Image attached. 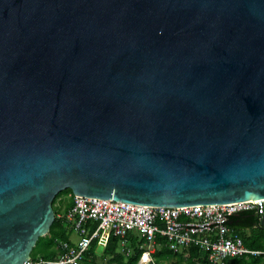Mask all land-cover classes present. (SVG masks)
Returning a JSON list of instances; mask_svg holds the SVG:
<instances>
[{
    "label": "water",
    "instance_id": "obj_1",
    "mask_svg": "<svg viewBox=\"0 0 264 264\" xmlns=\"http://www.w3.org/2000/svg\"><path fill=\"white\" fill-rule=\"evenodd\" d=\"M65 189L264 200V0H0V264L31 258Z\"/></svg>",
    "mask_w": 264,
    "mask_h": 264
},
{
    "label": "built area",
    "instance_id": "obj_2",
    "mask_svg": "<svg viewBox=\"0 0 264 264\" xmlns=\"http://www.w3.org/2000/svg\"><path fill=\"white\" fill-rule=\"evenodd\" d=\"M255 209L260 217L264 214V200L232 205L196 208H145L125 205L113 199L107 202L73 196L69 217L74 222L78 241L70 245H60L61 253L52 261L41 258L29 259L24 264H80L97 239L102 247L110 236L120 239V247L125 255L126 239L137 233L143 240L140 246L145 250L140 260L151 264L157 236L165 239L168 248L177 253L195 247L207 254L211 264H224L225 260L249 256H263L264 251L245 247L242 239L232 235L226 222L240 211ZM88 221L97 222L92 233L86 227ZM146 259V260H145Z\"/></svg>",
    "mask_w": 264,
    "mask_h": 264
},
{
    "label": "trees",
    "instance_id": "obj_3",
    "mask_svg": "<svg viewBox=\"0 0 264 264\" xmlns=\"http://www.w3.org/2000/svg\"><path fill=\"white\" fill-rule=\"evenodd\" d=\"M62 197L64 199H62ZM68 197V198H67ZM56 204H60L57 209ZM73 204V195L70 189H65L59 192L52 201V209L54 213V220L50 226L49 232L40 237L33 247L30 257L33 260L41 258L46 261L54 260L62 251L60 245L64 242L70 244V236L74 231V222L67 218V210L69 211ZM65 211V212H64ZM59 212H64L60 214ZM230 232L242 239L245 247L255 250L264 251V228L258 226V215L255 209H248L240 211L230 216L226 222ZM86 227L89 233H92L97 227V222L88 221ZM248 229V232L245 231ZM120 239L110 236L105 246L102 247V253L96 254L98 247L97 239H94L87 253L85 254L80 264H97V258L106 261L108 264H138L141 256L145 252L140 246L143 243L134 234H129L126 239V249L130 251L129 255L119 251ZM188 258L190 262L193 259L200 258L203 264H209L207 261V254L195 247L188 249ZM183 250L177 253L172 252L165 241V239L157 236L155 242V250L152 254V263H160L162 260L169 258H177L178 261L183 260ZM208 262V263H207ZM211 264V263H210ZM224 264H264L263 256H249L241 258H231L225 260Z\"/></svg>",
    "mask_w": 264,
    "mask_h": 264
},
{
    "label": "crops",
    "instance_id": "obj_4",
    "mask_svg": "<svg viewBox=\"0 0 264 264\" xmlns=\"http://www.w3.org/2000/svg\"><path fill=\"white\" fill-rule=\"evenodd\" d=\"M56 207H57V209H59L60 208V204H56ZM71 210V209H70ZM70 210L68 211L67 210V212H66V214H67V218H68V220L69 221H72L71 219L72 218H70L69 217V213H70ZM65 212V211H64ZM64 212H59L60 214H63ZM259 220H260V217L258 216V226H259ZM260 227V226H259ZM261 228H263V227H261ZM245 231H247L248 232V229H246ZM74 232H75V230H74ZM232 235H235V234H233V231H232ZM237 236V235H236ZM240 238V237H239ZM73 244H75V243H73V242H71V240H70V245H73ZM122 251V250H121ZM182 252V251H181ZM183 255H182V257H183V260L184 259H186L187 260V258H188V250H183ZM182 260V261H183ZM230 260V259H229ZM182 261H178L177 260V258H169V259H165V260H162L160 263H158V264H175L176 262H182ZM188 261V260H187ZM191 262V261H190ZM203 262L204 261H202L200 258H198V259H193V261L191 262V263H199V264H203ZM139 263V262H138ZM155 263V262H154ZM157 263V262H156ZM208 263V262H207ZM210 264V263H209Z\"/></svg>",
    "mask_w": 264,
    "mask_h": 264
},
{
    "label": "rangeland",
    "instance_id": "obj_5",
    "mask_svg": "<svg viewBox=\"0 0 264 264\" xmlns=\"http://www.w3.org/2000/svg\"><path fill=\"white\" fill-rule=\"evenodd\" d=\"M62 199H64V198L62 197ZM133 234H134V236H138L137 233H133ZM78 239H79V236L77 235L76 232L73 231V233L70 236L69 241L71 240V242L76 243L78 241ZM97 246L98 247L96 248V251L95 252H97L96 254L99 255L100 253H102V250L103 249H102V246L101 245L98 244ZM119 251L121 252L120 243H119ZM37 259H39V258H37ZM97 264H108V263L106 261L101 260L100 258H97ZM138 264H143V263L141 261H139ZM151 264H153V263H151ZM154 264H158V263L155 262ZM175 264H199V263H191V262L187 261L186 259H184L182 262H176Z\"/></svg>",
    "mask_w": 264,
    "mask_h": 264
}]
</instances>
